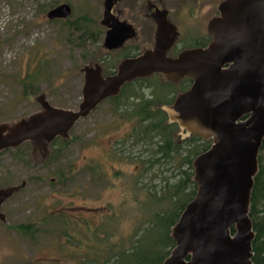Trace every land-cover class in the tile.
<instances>
[{
	"label": "rangeland",
	"instance_id": "obj_1",
	"mask_svg": "<svg viewBox=\"0 0 264 264\" xmlns=\"http://www.w3.org/2000/svg\"><path fill=\"white\" fill-rule=\"evenodd\" d=\"M152 1L162 3L182 34H205L207 22L222 0H196L192 5H184V0ZM64 2L70 4L72 15L66 20H49L46 12ZM133 2L136 4L131 6ZM148 5L147 0H119L116 5L118 17L134 23L137 31L129 45L141 42V21L146 19L154 30ZM102 18L103 0H0V123H7L8 131L42 109L43 101L78 109L83 66L100 65L97 62L105 54L111 57L104 61V73L108 65L119 63L121 49L109 52L103 46L106 27L98 25ZM89 19H93L91 30L98 25L99 31L100 26V36L94 29L85 32L82 24ZM37 67L42 68L40 77L31 82L28 77L23 91L22 80ZM145 92L149 94V90ZM112 107L111 101L104 100L76 121L59 150L49 147L46 152L33 153L32 145L25 142L1 151L0 188L16 189L0 207L5 216L0 220V264H77L78 257L62 247V221L53 217L56 214L87 220L97 227L114 211L117 226L112 223L111 231L117 228L118 232L108 241L126 239L132 232L138 213L135 196L144 197L135 184L141 172L135 166L140 163L136 158L148 157L149 150L133 145L130 139L123 142L133 124L114 114ZM116 149L123 151L120 159L108 154ZM154 170L141 179L147 184L152 177L153 182L158 181L152 176ZM163 174L169 176L171 170ZM27 224L30 231H16V226Z\"/></svg>",
	"mask_w": 264,
	"mask_h": 264
},
{
	"label": "water",
	"instance_id": "obj_2",
	"mask_svg": "<svg viewBox=\"0 0 264 264\" xmlns=\"http://www.w3.org/2000/svg\"><path fill=\"white\" fill-rule=\"evenodd\" d=\"M105 5L109 19L112 0H105ZM218 11L207 25L212 41L206 47L169 57L172 37L160 17L153 49L125 58L106 76L100 65H84L78 109L43 101L42 109L22 119L14 130L0 123V153L25 141L32 152H46L53 139L68 138L76 121L135 77L152 73L169 81L190 77V87L163 109L182 134H196L212 143L192 161L196 191L170 228L174 245L161 264H253L255 232L249 207L264 139V0H224ZM71 14L66 2L46 12L49 20ZM115 22L105 37L108 48L122 44L130 31ZM15 189L0 188V207ZM0 220H5L1 211Z\"/></svg>",
	"mask_w": 264,
	"mask_h": 264
},
{
	"label": "trees",
	"instance_id": "obj_3",
	"mask_svg": "<svg viewBox=\"0 0 264 264\" xmlns=\"http://www.w3.org/2000/svg\"><path fill=\"white\" fill-rule=\"evenodd\" d=\"M92 21L93 19H89L82 24L85 32H92ZM41 73L42 68L37 67L28 74L27 78L22 80L23 91L28 87L27 79L30 78V82L36 80ZM142 77L148 78L140 77L135 78L133 83L127 82L116 95L108 99L113 105L111 111L133 124L128 138L123 139V142L130 139L133 145L141 144L149 150L148 157L144 159L134 157L140 160L135 166L141 169L135 184L139 185L138 189L144 194L141 199L137 194L135 196L138 204L137 219L126 239L110 243L108 239L115 231L118 232L117 228L111 231L112 223L117 226L114 223L117 217L114 211L109 214L107 221L97 227H91L87 220L67 217L64 213L53 216L62 221L60 236L65 238L62 247L67 253L78 257L77 264H161L174 245L170 228L195 194L192 161L197 154L206 150L212 141L204 140L196 134L183 136L179 133V126L168 122L166 113L156 106L171 101L177 92L189 85L190 78L172 83L160 73ZM140 85L148 87L147 96L151 95V98H144L146 92L141 91ZM151 104L155 106L151 108ZM64 142H67V138L58 136L49 146L59 150ZM121 152L122 149H116L108 151V154L120 159L118 155ZM153 169L154 174H151L158 177V181L153 182L152 177L149 178L151 183L147 184L141 176ZM164 170H171V175L163 174ZM249 217L255 232L252 262L264 264V139L258 155V171L254 177ZM30 230V224L16 226L18 233Z\"/></svg>",
	"mask_w": 264,
	"mask_h": 264
},
{
	"label": "flooded vegetation",
	"instance_id": "obj_4",
	"mask_svg": "<svg viewBox=\"0 0 264 264\" xmlns=\"http://www.w3.org/2000/svg\"><path fill=\"white\" fill-rule=\"evenodd\" d=\"M184 1H185L183 3L184 5H192L193 2H196V0H184ZM222 1H224V0H222ZM117 3H119V0H112V6H111V9H110V14L112 16H111V18L108 19V17L105 16L106 5H105V0H103V18L98 23V25H100L101 27L102 26L106 27L105 28V31L103 33L104 34L103 46H105L104 42H105V37H106L107 31L113 29L118 24L115 21H118L120 23H123L124 25H127L129 27V30L130 31L128 33V37L123 41L122 44H120V45H118L116 47H112V48H108V47L105 46L106 49H109V52H111L110 51L111 49L116 50L117 48H119V49H121V52L123 54H121V58L119 60V63L116 66H115L114 63L111 64V65H108L109 67L105 70L106 73H104V67L103 66L104 65L106 66V63L104 61H106L107 59H109L108 57H111V56H110V54H105V55H103L99 59V62H97V63L100 64V66L102 68V75L103 76H106L108 74L114 73L117 70L119 64L125 58L135 57V56H137V55L145 52L146 50L153 49V47L156 44V37H157V31H158V21H157V18H160V17H162L163 20H165L167 29L169 30L168 35L170 37H172V42H171V44L169 45V47H168V49L166 51V53H167V55L169 57H174V56L178 55L181 51H183L185 49L198 48V47H206L212 41V36L208 33L207 26H206V33L205 34H202L201 32L200 33H196V32L193 33V32H188V31L185 32L184 34H182V31L179 29L178 25L176 23H174L173 21L170 20V18H169V11H167V10L164 9V7L162 6V3H159V1L158 2H155V1H152V0H147V3L149 4L148 5L149 12L147 13V16L149 18H152L153 21H155L154 22V24H155L154 30H153V26L152 25L150 26L148 24L147 20L145 18H143V19H145V21H141V23H140L141 24V32H142L141 42L140 43L139 42H135L134 44H130L129 45L128 42L130 41V39L133 38L132 36L134 34H136L137 31H135V27H134L135 25H134V23H131L129 21L122 20V19H120L118 17L117 12H116V5H117ZM135 4L136 3L133 2L131 4V6H133ZM189 10H191V9L189 8ZM218 15H219V11H218V8H217L216 15L212 16L208 20L207 25H208L209 21L212 18H214V17H216ZM98 25H97V27L95 29L93 28L95 32L98 31ZM100 26H99V31H98L99 36L101 34ZM187 28H188V26H187ZM188 29H190V28H188ZM172 31H173L174 35L172 34ZM147 45H149V46H147ZM97 63L95 62V64H97ZM135 78H140V77H135ZM135 78H133L132 80L127 81V82L133 83L134 82L133 80H135ZM146 78H148V77H141L140 79H146ZM183 78H190V77H183ZM183 78H181L178 81H170V82H172V83H178ZM127 82H125L123 85H125ZM191 83H192V79L190 78V83H189V85L185 89H183L182 91L177 92L174 95V98L171 101H169L167 103H162V104L156 105L157 108H159V109H161V110H163L165 112V110L163 109V106H166V105L171 104L174 101V99L177 96V94L180 93V92L185 91L186 89H188L190 87ZM123 85L121 86V88L123 87ZM140 87H141V91H144L145 89L148 88V87H146V85H140ZM121 88H120V90H121ZM150 96L151 95L147 96V94H146L144 96V98L147 100L148 98H151ZM109 98L110 97H108L105 100H108ZM154 106H155L154 104H151L150 105L151 108L154 107ZM166 116H167V114H166ZM167 118H168V116H167ZM168 122H170V121L168 120ZM170 123H172V122H170ZM179 133H181V131ZM182 135L183 136H186L184 133ZM25 142H28V141H25ZM25 142H23V143H25ZM49 147L50 146H48V149H49ZM38 152L39 151H35L33 153H38Z\"/></svg>",
	"mask_w": 264,
	"mask_h": 264
}]
</instances>
